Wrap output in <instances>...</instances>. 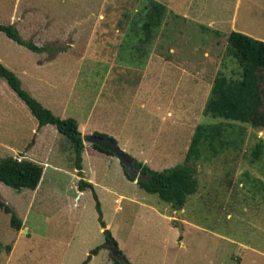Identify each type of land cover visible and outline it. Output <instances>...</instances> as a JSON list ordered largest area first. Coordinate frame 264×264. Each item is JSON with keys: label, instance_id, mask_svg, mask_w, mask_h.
<instances>
[{"label": "rangeland", "instance_id": "374dc122", "mask_svg": "<svg viewBox=\"0 0 264 264\" xmlns=\"http://www.w3.org/2000/svg\"><path fill=\"white\" fill-rule=\"evenodd\" d=\"M98 19L115 21L114 39L105 28L98 41ZM0 25L45 47L32 52L0 32V65L24 92L55 117L74 121L87 116L94 100L109 102L108 117H124L116 145L138 162L150 159L154 171L182 163L196 125L225 129L214 153L200 148L196 190L181 215L128 181L114 156L109 164L84 155L82 180L90 181L106 225L99 232L91 190L79 195L72 179L68 141L50 125L37 126L0 78V96L19 102L26 114L19 118L15 158L23 159L29 147L42 169L37 192L0 183V202L26 230L17 235L0 207V264H79L85 250L103 244L104 232L130 264H264V71L246 75L226 44L231 31L264 42V0H0ZM99 50L103 58L118 53L116 66L128 61L138 71L146 60V79L129 75L124 89L123 71L108 76L110 60L94 58ZM218 78L223 91L243 84L246 115L205 111ZM258 142L261 153L253 160ZM10 155L0 148V159ZM97 254L94 264L118 259L105 244Z\"/></svg>", "mask_w": 264, "mask_h": 264}, {"label": "trees", "instance_id": "16d2710c", "mask_svg": "<svg viewBox=\"0 0 264 264\" xmlns=\"http://www.w3.org/2000/svg\"><path fill=\"white\" fill-rule=\"evenodd\" d=\"M0 32L9 40L32 52H41L45 49V47H36L31 42L23 41L16 29L11 25H0ZM226 44L231 54L245 65L244 73L246 75L252 77L254 71H264V42L255 40L242 33L231 31L226 36ZM0 78L4 80L8 88L24 104L29 114L36 121L37 126L50 125L54 127L59 135L68 141L74 154V167L76 170H80V155L83 145L76 122L71 118L59 119L52 115L49 110L43 108L36 100L21 89L18 79L2 65H0ZM222 84V78L215 80L211 90V98L208 100L205 111L214 116L222 115L225 118L230 117L227 112L235 113L237 119L242 114L246 115L247 104L244 102V96L240 93V87L242 88L243 84L241 83L238 88L231 87L225 91L222 89ZM224 130V127L218 123L196 125L190 137L182 163L162 171H154L147 165L132 159L133 167L141 177V179L135 182L137 187L146 194L155 195L159 200L168 204L171 210L179 211L186 197L193 194L196 190V181L193 177L196 171L194 163L200 159V148L207 147L214 153L216 144H221V137ZM92 135L109 138L98 133H93ZM110 139L115 142L112 138ZM90 146L101 153L113 156L110 152L104 151L95 145ZM261 146L262 144L259 142L254 145L252 151L253 160L258 159L261 153ZM41 171L42 169L38 164L25 159L17 160L12 157L0 159V183L15 191L21 189L34 190L39 182ZM123 175L127 180L134 181L124 171ZM85 187L91 189L89 184L80 180L78 182V189L81 190ZM92 198L95 202L94 205L99 224L103 228L99 204L93 192ZM0 207L5 213L10 215V227L14 230H19V220L9 208L1 203ZM102 247L101 245L90 250L80 264H87L90 256L95 255ZM112 264L130 263L120 254V258L114 259Z\"/></svg>", "mask_w": 264, "mask_h": 264}, {"label": "crops", "instance_id": "0c3cea01", "mask_svg": "<svg viewBox=\"0 0 264 264\" xmlns=\"http://www.w3.org/2000/svg\"><path fill=\"white\" fill-rule=\"evenodd\" d=\"M17 22V21H16ZM116 23L114 20L110 21H104V20H100L98 19V23L96 24V38L98 39V41L101 40V38L104 36L103 33H105L106 30H104L105 28H112V30L108 29L109 31H112L113 35V39L115 38V30L113 28H115ZM103 29V30H102ZM107 30V31H108ZM108 31V32H109ZM107 32V33H108ZM3 34V33H2ZM4 35V34H3ZM146 37V36H145ZM21 38V37H20ZM8 39V38H7ZM100 39V40H99ZM147 39V37H146ZM13 42V41H12ZM30 42V41H29ZM32 43V42H31ZM16 44V43H15ZM33 44V43H32ZM104 53V52H102ZM115 53V55H114ZM116 52L112 51H108V54H104L106 55L103 58V55L101 54V51L99 50V53L96 54L94 56V58L96 59H107L110 61L108 62V76L110 75V73L112 72V70L116 71V73L114 74H121L120 72H122L121 75H124L122 77V86L123 88L127 89V81H128V76L129 75H137V73L141 74V76H143L145 79L148 75V68H147V62L145 60L144 63V67L142 69V71H138V66L132 67L131 64H129V62L125 61V65L122 66H116L113 62L112 59L116 58ZM125 54V53H124ZM120 60V59H119ZM140 67V66H139ZM5 68V67H4ZM8 70V69H7ZM9 71V70H8ZM118 72V73H117ZM13 74V73H12ZM108 79V77H107ZM3 80V79H2ZM142 77H140L139 80L136 81V92L139 90V84H141ZM4 81V80H3ZM129 82V81H128ZM6 84V83H5ZM7 86V85H6ZM8 87V86H7ZM9 89V88H8ZM10 90V89H9ZM11 91V90H10ZM12 92V91H11ZM135 92V91H134ZM13 93V92H12ZM101 91L99 90L96 94L97 97L101 96ZM148 90L146 92V96H147ZM14 94V93H13ZM15 95V94H14ZM16 96V95H15ZM3 97V94H2ZM0 96V148L1 149H5L8 152L11 153L10 157L15 158V155H17L19 153L20 148L18 147L19 145V131H20V122H19V118L20 115H23L24 117H26V114L23 112V110L20 108L19 102H14L13 100H4V98H2ZM17 98V96H16ZM18 99V98H17ZM17 101H20L19 99ZM21 102V101H20ZM22 103V102H21ZM109 102H102L100 105L99 103H97L95 100L91 106L90 112L87 114V116L82 120V121H75L76 125H77V130L79 131L80 135H88V134H93V133H98V134H102L105 135L109 138L112 139H122L121 137V131L123 130V124H124V117H121V119L118 120H114L112 117H108V115L111 113L109 111V109L111 108L110 105L108 104ZM23 104V103H22ZM24 105V104H23ZM140 106H143V104H140ZM43 107V106H42ZM26 108V107H25ZM44 108V107H43ZM97 108V112L94 114V109ZM27 109V108H26ZM46 109V108H45ZM28 111V110H27ZM29 113V112H28ZM31 116V115H30ZM32 117V116H31ZM33 118V117H32ZM34 119V118H33ZM36 122V121H35ZM10 141V142H9ZM15 146L17 147H14ZM83 148L81 151V155H80V170H76L73 164V168L75 169V175H72V179L77 181V183L83 178L84 176V171H83V156L85 155V157L87 159H99L102 158L103 160L107 161L109 164L113 161V157L104 153H101L95 149H93L89 144H85L82 143ZM126 145V141L123 143V150L125 148ZM16 148V149H15ZM29 148V147H28ZM26 149L24 151L25 157H22L25 160L31 161L33 163L38 164L39 166L41 165L39 163V157L38 154L36 152L31 151L30 149ZM67 149V148H66ZM68 149H70V146H68ZM60 152V150L57 149V152ZM138 155L141 156V151H139V153H137ZM18 160V159H17ZM43 162H46L45 160H43ZM148 162H152L150 159H146L144 158V160H142V163L147 165ZM46 163H44L43 165L45 166ZM41 167V166H40ZM121 167V165H120ZM92 170V167L90 168ZM122 169V167H121ZM123 170V169H122ZM42 173V171H41ZM123 173V171H122ZM124 176V175H123ZM41 177V176H40ZM40 180V179H39ZM129 181V180H128ZM74 182V181H73ZM87 182H90L89 180H87ZM85 182V183H87ZM131 182V181H130ZM135 183V181H133ZM39 183V182H38ZM89 184V183H87ZM90 185V184H89ZM136 185V183H135ZM91 186V185H90ZM137 186V185H136ZM38 188V184L36 186V188L34 190H30L33 192H37ZM78 189V188H77ZM90 189V188H89ZM91 192H93L92 190V186H91ZM78 194L80 195L82 193L81 190L78 189ZM1 203V202H0ZM2 204V203H1ZM4 205V204H2ZM5 206V205H4ZM7 207V206H6ZM8 208V207H7ZM10 210V209H9ZM11 211V210H10ZM12 212V211H11ZM13 213V212H12ZM8 214V213H7ZM14 214V213H13ZM182 214V208L179 210V215ZM15 216V214H14ZM17 216V215H16ZM15 216V217H16ZM19 222H20V229L19 230H15L17 235L20 234L19 232H23L26 233L25 230V226L23 224V221L19 219V217H16ZM10 226V225H9ZM106 228V225L103 224V228L100 226L99 232H103L104 229ZM14 230V229H13ZM105 239L103 241L102 246L105 244ZM101 246V245H100ZM100 250V249H99ZM98 250V251H99ZM7 254L9 255L11 252V249H7ZM97 251V253H98ZM89 250H85L82 255L80 256L81 261L79 262V264L86 258V256L88 255ZM95 255H91L90 259L88 261L87 264H94L96 257L98 254ZM7 255V256H8ZM262 256H264V254L261 253ZM79 258V259H80ZM237 263L240 264L237 260ZM5 264H8V260H5Z\"/></svg>", "mask_w": 264, "mask_h": 264}, {"label": "water", "instance_id": "95a60500", "mask_svg": "<svg viewBox=\"0 0 264 264\" xmlns=\"http://www.w3.org/2000/svg\"><path fill=\"white\" fill-rule=\"evenodd\" d=\"M81 142L89 145H95L104 151L110 152L119 162L126 175L131 177L135 182L139 180V173L133 167L132 158L125 154L110 138H102L88 134L81 136ZM177 215H179V211L177 212ZM104 234L105 239L107 240L105 243L106 250H110L112 255L119 259L120 252L117 250L114 241L107 232H104Z\"/></svg>", "mask_w": 264, "mask_h": 264}]
</instances>
